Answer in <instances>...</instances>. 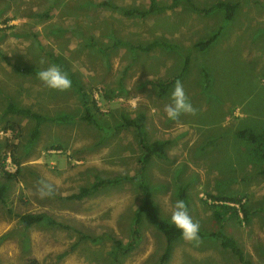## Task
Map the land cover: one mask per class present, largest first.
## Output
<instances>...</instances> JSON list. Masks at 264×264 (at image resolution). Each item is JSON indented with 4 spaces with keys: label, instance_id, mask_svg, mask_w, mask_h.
<instances>
[{
    "label": "rangeland",
    "instance_id": "obj_1",
    "mask_svg": "<svg viewBox=\"0 0 264 264\" xmlns=\"http://www.w3.org/2000/svg\"><path fill=\"white\" fill-rule=\"evenodd\" d=\"M157 1L164 7L173 0ZM190 1L197 10L229 3L234 12L226 20L224 9L200 14L180 4L128 18L99 4L145 10L150 0H0V184L7 202H0V264H158L162 234L146 218L133 234L145 197L135 183L70 199L98 180L141 176L135 131L120 127L123 118L139 115L145 116L149 142L168 141L165 159H152L143 175L160 216L170 221L174 203L182 199L200 232L221 228L247 259L264 264L262 164L236 138L239 130H264V0ZM214 34L205 51L195 48ZM156 40L172 47L137 48ZM187 55L189 68L179 81L196 112L172 121L163 109L177 80L164 95L150 83L172 80ZM51 56L75 74L86 99L74 86L59 92L37 75L14 69L40 72L53 64ZM136 96L141 99L133 106ZM11 105L47 119L35 140V120L5 114ZM86 108L96 123L82 121ZM40 180L53 185L52 197L39 198ZM211 197L241 199L249 223L240 224L241 213L239 220L216 222L213 205L220 203ZM25 214L46 219L25 229L19 219ZM114 240L122 247L132 244L131 253L116 256ZM167 264L239 263L218 242L201 238L199 246L177 242Z\"/></svg>",
    "mask_w": 264,
    "mask_h": 264
},
{
    "label": "trees",
    "instance_id": "obj_2",
    "mask_svg": "<svg viewBox=\"0 0 264 264\" xmlns=\"http://www.w3.org/2000/svg\"><path fill=\"white\" fill-rule=\"evenodd\" d=\"M180 4L188 5L190 6L194 11H197L200 14H209L213 12L216 9H224L226 11V20L231 19V14L234 12V5H231L229 3L224 2H217L216 4L212 5L211 7L207 9L197 10L193 4H191L190 0H173L171 5L160 7L158 5L157 0H150L149 7L145 10L138 9V8H118L111 6L108 2H101L99 6L107 7L110 9L118 10L119 13L122 15L130 18V17H139V18H147L152 14L157 13L158 11L166 10V9H173L175 7H178ZM109 6V7H108ZM216 38V35L214 34L213 37H211L208 40L198 42L195 44V48L200 51H205L214 41ZM117 46V43H114L109 48H115ZM169 44L166 42L161 41H153L145 46H138L142 52H149L156 48H171ZM51 60L53 64H56L61 67V69L66 72L69 76V78L72 81V86L75 87L77 93H79L80 97L82 99L87 98V94L84 92L83 87L81 85V82L77 81L75 79V74L70 71V69L64 64V62L61 60L58 56H51ZM189 68V57L188 55L185 57L184 63L182 65V68L180 72L173 77L172 80H169L165 82L164 84H161L160 81L151 82L150 84L155 85L159 91L158 93L160 95L166 94L168 88L174 84L176 80H181L183 76L186 74ZM14 69L22 74H34L37 75L39 73L36 69H29L19 66H14ZM92 108H96V111L98 110L96 107V103L91 100ZM5 114H20L25 116H30L33 118L36 122V125L34 127L33 133H32V139H36L39 133V126L42 122H45V118L41 117L39 114L34 113L30 109H24L20 108L18 106H9L7 110L5 111ZM56 121H64V119L58 117V119H55ZM145 116L139 115L137 118L130 119L128 117L123 118V121L121 122L120 127L130 129L132 128L135 131V136L138 141L139 149L141 150V155L139 159L140 163V172L141 176L138 177H126L121 178L120 180H98L96 181L91 187L81 188L80 192L74 195L70 196V199L74 200H81L83 198L88 197L89 195L93 194L94 192H97L102 187L109 185V186H117L121 184V182H133L138 187H140L144 193V199L140 205V207L135 212V216L133 219V225L132 230L134 236L138 234L139 232V225L143 218H146L148 222L159 232L162 234L164 240H165V248L163 250V253L160 257V260L158 264H167L169 260L171 259L173 248L177 242H179L181 239L180 232L171 224L170 221L166 220L165 218L161 217L159 212L157 211V204L152 198V190L151 188L146 184L143 175H145L146 172V166L148 163L152 161V159H165L166 157V147L168 146V141L164 140H156L149 142L146 137V129L144 124ZM82 121L93 124L96 123L93 115L91 113V110L89 108H86L84 111V115L82 116ZM11 128V127H10ZM236 138L240 141H243L247 145H249V153L253 156V159L257 160L258 163L262 164L259 174H262L264 176V130H251V129H243L239 130L236 133ZM2 167V166H1ZM6 174V173H5ZM8 178H10L12 175L6 174ZM182 189L179 191V197L185 198L184 193L181 192ZM6 194V186L4 184H0V202L2 204H6L5 199ZM213 201L219 202L220 204L213 205V218L216 222L222 221L224 218H231L239 220V214H242V219L239 220L240 224L249 223V210L248 208L242 203L241 199L238 198H226V197H211ZM229 204L239 205V209L235 208L234 206H229ZM20 222L22 226L25 229H29L34 225L41 224L45 221V217L41 214H25L21 216ZM51 225H55L54 222L50 221ZM63 228H66L63 226ZM200 237L204 239H209L212 241L218 242L219 246L229 251L235 259L238 261L239 264H254L251 260L247 259L242 249L237 244L236 240L234 238H231L228 236L221 228L214 229L207 232H200ZM115 246L114 253L116 256H124L129 253H131L133 249V245L129 244L125 247H122V243H120L117 240L113 241ZM26 264H39L36 260H29Z\"/></svg>",
    "mask_w": 264,
    "mask_h": 264
},
{
    "label": "clouds",
    "instance_id": "obj_3",
    "mask_svg": "<svg viewBox=\"0 0 264 264\" xmlns=\"http://www.w3.org/2000/svg\"><path fill=\"white\" fill-rule=\"evenodd\" d=\"M37 78L42 84L52 90L64 92L72 88V81L68 74L56 64H52L46 69L40 71L37 74ZM140 99V96H136L130 100L132 105L136 106ZM163 111L166 117L172 121H178L181 115H195L196 110L186 95L183 84L179 80L175 82L174 89L169 98V103L164 106ZM36 192L41 199L50 198L54 195V188L52 184L40 180L38 181ZM170 222L180 232L182 240L195 246H199L201 243L199 234L200 225L199 222L194 221L189 214L188 207L184 200L178 199L174 203Z\"/></svg>",
    "mask_w": 264,
    "mask_h": 264
}]
</instances>
